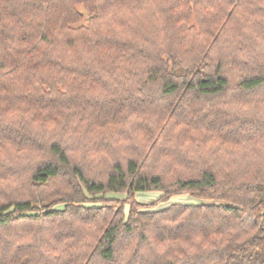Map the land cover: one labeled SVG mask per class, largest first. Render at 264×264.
<instances>
[{
  "label": "trees",
  "instance_id": "16d2710c",
  "mask_svg": "<svg viewBox=\"0 0 264 264\" xmlns=\"http://www.w3.org/2000/svg\"><path fill=\"white\" fill-rule=\"evenodd\" d=\"M0 264H264V0H0Z\"/></svg>",
  "mask_w": 264,
  "mask_h": 264
},
{
  "label": "rangeland",
  "instance_id": "374dc122",
  "mask_svg": "<svg viewBox=\"0 0 264 264\" xmlns=\"http://www.w3.org/2000/svg\"><path fill=\"white\" fill-rule=\"evenodd\" d=\"M161 192L157 190L152 191H136L134 194V198L142 203H145L147 207L145 210H160L166 208L172 204L180 203V204H200V203H209L211 200L201 198L198 196L190 195L188 193L182 194H174L166 199H161ZM126 194L125 193H116V192H108L105 194H98L94 197H90L89 200L85 203L86 206H96L100 204H105L108 200L115 201H124V212L127 213L129 209L128 202L125 201ZM56 208L62 207V204H58L55 206Z\"/></svg>",
  "mask_w": 264,
  "mask_h": 264
}]
</instances>
